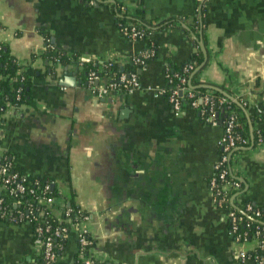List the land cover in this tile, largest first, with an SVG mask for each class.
<instances>
[{
  "label": "crops",
  "instance_id": "0c3cea01",
  "mask_svg": "<svg viewBox=\"0 0 264 264\" xmlns=\"http://www.w3.org/2000/svg\"><path fill=\"white\" fill-rule=\"evenodd\" d=\"M116 5L154 25L149 37H124ZM202 5L204 32L189 38L182 29ZM166 20L176 24L158 29ZM44 33L71 63L46 69ZM192 40L208 54L201 79L259 105L247 109L256 118L247 120L249 142L232 152L230 169L241 183L233 202L248 200L264 212V0H0V43L31 81L29 103L1 115L0 154L88 212L89 255L105 264H257L238 256L256 250L257 240L233 239L228 210L214 205L209 190L222 125L188 106L175 114L157 93L164 66L186 60L196 50ZM153 43L155 55L136 68L137 89L90 91L79 59H111L124 72ZM76 243L71 230L55 264H71ZM37 256L30 223L0 221V264Z\"/></svg>",
  "mask_w": 264,
  "mask_h": 264
},
{
  "label": "built area",
  "instance_id": "2783aa9c",
  "mask_svg": "<svg viewBox=\"0 0 264 264\" xmlns=\"http://www.w3.org/2000/svg\"><path fill=\"white\" fill-rule=\"evenodd\" d=\"M92 3L93 0H88ZM120 12L125 13L126 10L123 6H120ZM120 33L130 39H140L144 36L141 30H137L132 23H125L120 29ZM156 50L152 47V44L147 49L139 52L138 54L131 57V62L135 66H144L146 62L155 55ZM59 63V60H56ZM101 65L105 68L110 67L111 75L106 78L100 75L99 70H89L87 73L86 84L90 91L97 95H106L113 91H124L133 92L140 85L137 72H112L113 61L111 59H106L102 61ZM192 64L184 67L185 71L192 69ZM164 77L168 82L171 78L167 72H164ZM181 85L170 90L166 99L170 103L175 114H180L183 107L181 105L180 97L188 89V96L194 97V93L190 91L189 82L185 85V79L181 78ZM167 85L157 92L159 95L164 96L167 90ZM203 102L204 107L197 109V102L194 99L189 107L195 110L198 116L205 122L217 125L221 124L223 127V134L218 141L219 146V157L215 162L213 167V172L208 180L209 190L212 195V201L215 206L226 208L227 213V223H228V233L233 237L236 242H245L249 237L246 230H240L239 225L243 221L242 215L238 214L236 209L231 205L227 206L229 201L233 203L232 195L237 193L241 189V183L239 180L234 178L231 174L230 160L232 152L238 150L240 147L246 146L249 140L242 136L241 134L235 132L237 126V115L231 113L229 116L224 117V119L218 118V112L214 110L213 102L208 95L199 99ZM228 101V98L223 96L220 99V103ZM12 162L6 159V156L0 154V221L7 218L10 221L21 219L22 222H28L32 225L33 232L38 236V255L43 258L44 264H52L56 259L55 252L53 250L52 235H46L47 232L51 230L48 223L44 221L43 215L48 211L53 212L56 216L60 213L64 215V220L70 223L69 232L66 226L61 228H56L52 234L54 236H68L71 230L76 232V240L81 246L88 245L92 243V236L88 232L87 228L82 225L83 220L88 216H84L80 221L74 223L70 219V212L73 210L67 203L60 200L54 195H49L48 191L52 189V182L47 179L44 181L39 178H27L25 175L19 173L18 171H13ZM27 194L34 198L36 206L31 203H24L19 195ZM4 198H7L13 205L22 206L23 209H19L12 212L11 209L3 206ZM245 209L247 211H252L254 217H259L260 210L254 208L250 202L245 204ZM36 224L34 225V222ZM248 224V223H247ZM246 224V225H247ZM261 234L260 223L256 225L254 231V238L257 240V248L259 253L254 256L257 264H264V240H260L259 236ZM89 235V236H88ZM79 259L83 264H104L103 261L96 260L92 258L89 254L84 255L79 253ZM238 256L241 260L245 259L248 255L245 251H240Z\"/></svg>",
  "mask_w": 264,
  "mask_h": 264
},
{
  "label": "trees",
  "instance_id": "16d2710c",
  "mask_svg": "<svg viewBox=\"0 0 264 264\" xmlns=\"http://www.w3.org/2000/svg\"><path fill=\"white\" fill-rule=\"evenodd\" d=\"M88 1V0H87ZM104 0H93L92 3L95 2H101ZM116 3V2H115ZM115 3H113V6H115ZM204 11L203 5L199 8L198 11H196L195 16L193 17L191 26L188 27V29H182V31L190 38V33L193 34L194 37L200 36L204 32V18L202 16V13ZM116 12L117 15L115 17V22L120 30L125 23H132L137 30H141L144 34V36L140 39L148 38L149 35L153 32V27L150 22L146 21V19L143 18V16H137V15H128L125 13L120 12V6L116 5ZM180 22V21H179ZM176 22L174 20H166L159 22L158 29H163L165 27H168L170 25H175ZM45 36V48L44 51L41 54V57L44 61H46V69L50 70L51 72L54 71L55 66L58 64L56 63V60H59V64L62 65H68L71 63V58L66 55V53L60 49H58L49 39L47 34L44 33ZM197 39V38H195ZM193 45L196 47V50L192 52V54L184 61H182L179 64H175L172 62H168L164 68L163 72H167L171 78V81L168 82L165 79V85H167V90L164 93V97L168 96L170 93V90L173 88H176L177 86L181 85V78L185 79V85L188 84L190 86V91L194 93V97L188 96V89L185 91L182 96L180 97L181 105L183 108L189 107L190 103L195 99L197 102V109H200L204 107L203 102H200L199 99L204 97L205 95H208L210 99L213 102V107L216 112H218V118L224 119V117L229 116L231 113H234L237 115L236 121L237 126L235 128V132L241 134L242 136L248 137V124L247 120H252L253 118H256V114L253 110H250L249 112L247 109L254 108L257 111L259 110V105L250 103L248 99H244L243 97H238L237 101L238 104L229 100L225 101L224 103H220V99L224 96L219 91L214 90L212 88H209L208 86H217L211 82L205 81L200 78L199 74L200 71L193 73L195 68L200 64V62L203 59L202 52L197 46V43L195 40H192ZM152 47L156 50L157 46L156 44H152ZM74 60H77L76 57H73ZM151 59V58H150ZM79 65L82 67V71L87 74L89 70H99L100 75L103 77L108 78L111 75L110 67L105 68L103 65H99L94 60H80L79 59ZM192 64V69L189 71H185L184 67ZM137 66L133 65L132 67L126 68L123 71L124 72H136ZM111 71L120 73V70L112 67ZM30 87H31V81L30 76L25 72L24 66L21 65L14 56L10 53L7 46L3 43H0V119L2 113L9 107V105L13 106L15 109L20 108L23 105H26L29 103L31 94H30ZM227 92L228 94L235 96L234 93L225 86H217ZM258 139V135L254 132L253 134V142H255ZM249 140V139H248ZM6 159H9V156L5 154ZM11 161V160H10ZM14 172L16 171L15 167L12 166V169ZM40 180L44 181L45 178L37 177ZM49 195H57L56 189H51L48 191ZM19 198L22 199L24 203H31L33 206H36V203L34 201V198L27 194L19 195ZM247 202H250L248 200L243 201H234L232 204L228 201L227 206H233L237 213L242 215L243 221L239 225L240 230H246L248 233V237H254V231L257 224L260 223L261 226V234L259 236V239L264 240V212L260 211L259 217H254L252 211H247L245 209V204ZM251 203V202H250ZM252 204V203H251ZM3 206L6 208L11 209L12 212H15L19 209H23V207L15 206L13 205L7 198H4ZM69 206L73 209L70 212V219L72 222L77 223L80 221L84 216H89L88 212L80 209L72 199H70ZM254 208H256L253 205ZM43 219L46 223H48L51 227V230L46 233V235H52V241H53V250L57 257L63 252L67 236H54L52 232L56 228H61L63 226L68 227L67 231L69 232L70 223L66 222L64 220V215L62 213L59 214V216H56L53 212H47L43 215ZM2 221L10 222L13 224L21 223V219H17L10 221L7 218L3 219ZM248 223V224H247ZM36 224V221L34 222V225ZM247 224V225H246ZM89 236V235H88ZM33 237L35 239H38V236H36V233L33 232ZM94 245V239L92 238V243L88 245L81 246L78 241L76 243V252L73 256V261L71 264H83L82 261L79 259V253H82L84 255L89 254V249ZM259 253V249L257 248L254 251L249 252L248 254L254 258L256 254ZM55 261L52 262V264H55ZM24 264H44L43 258L41 255H38L36 258L28 259L24 262ZM95 264H98L97 261ZM105 264V263H104Z\"/></svg>",
  "mask_w": 264,
  "mask_h": 264
},
{
  "label": "water",
  "instance_id": "95a60500",
  "mask_svg": "<svg viewBox=\"0 0 264 264\" xmlns=\"http://www.w3.org/2000/svg\"><path fill=\"white\" fill-rule=\"evenodd\" d=\"M198 44H199V48H200V50H201V52H202L203 59H202V61L200 62V64L195 68V70L193 71V73L200 71V70L206 65L207 60H208V54H207V50H206L204 44L202 43V41H198ZM208 87H209V88H212V89H214V90L219 91V92H220L221 94H223L226 98H228L229 100H231V101H233V102H235V103L238 104V101H237V99H236L234 96L228 94L227 92H225V91L222 90L221 88H219V87H217V86H211V85L208 86ZM249 122H250V121H249ZM250 125H251V124H250Z\"/></svg>",
  "mask_w": 264,
  "mask_h": 264
}]
</instances>
